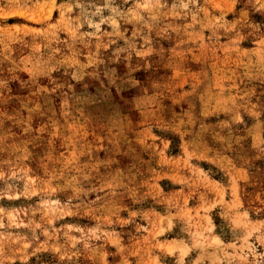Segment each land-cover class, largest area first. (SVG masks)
Instances as JSON below:
<instances>
[{
  "label": "rangeland",
  "instance_id": "obj_1",
  "mask_svg": "<svg viewBox=\"0 0 264 264\" xmlns=\"http://www.w3.org/2000/svg\"><path fill=\"white\" fill-rule=\"evenodd\" d=\"M0 264H264V0H0Z\"/></svg>",
  "mask_w": 264,
  "mask_h": 264
}]
</instances>
